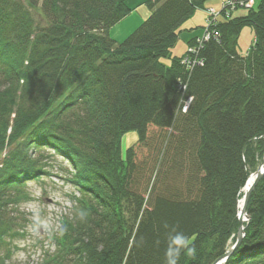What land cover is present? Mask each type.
Listing matches in <instances>:
<instances>
[{
  "label": "trees",
  "instance_id": "obj_1",
  "mask_svg": "<svg viewBox=\"0 0 264 264\" xmlns=\"http://www.w3.org/2000/svg\"><path fill=\"white\" fill-rule=\"evenodd\" d=\"M203 1L148 0V16L117 42L109 29L129 14L126 0H0V264H17L18 207L28 181L49 175L46 149L78 195L41 264H163L165 224L197 248L180 264L227 251L240 190L263 153L264 0L239 16L220 10L218 36L187 67L171 49ZM245 26L253 44L239 54ZM150 127L167 132L156 159L164 170L145 198L135 146L146 147ZM129 131L137 140L123 156ZM246 213L223 264H264V174Z\"/></svg>",
  "mask_w": 264,
  "mask_h": 264
},
{
  "label": "rangeland",
  "instance_id": "obj_2",
  "mask_svg": "<svg viewBox=\"0 0 264 264\" xmlns=\"http://www.w3.org/2000/svg\"><path fill=\"white\" fill-rule=\"evenodd\" d=\"M223 0H204L202 6L197 7L191 18L184 23V28H192L191 32H183L175 47L171 50L172 55L180 56L187 51V41L189 38L199 35L204 26L205 9L213 7L215 10L220 9ZM242 9L233 12V16L243 14ZM149 14L147 7L141 6L131 10L129 14L119 23L109 29V35L117 42L125 39ZM39 16H35L38 21ZM221 19V16L218 17ZM254 34L250 27L245 26L239 32L236 44V50L239 54H245L253 44ZM163 64L169 65L170 58H161ZM149 137L146 147L143 144L135 146V159L138 162V178L141 185L138 186L139 192L145 198L149 189L151 179L154 174L164 170L162 167L158 170L157 158L160 151L161 142L166 137L167 131L155 127L149 128ZM171 135L174 133L171 131ZM137 140L135 131L126 132L121 140V151L124 156L125 148L134 144ZM264 140V137H263ZM158 152V153H157ZM42 155V154H41ZM46 163V170L49 175H42L39 180H30L27 183V191L30 194L29 200L23 202L18 207V214L22 218L20 223L23 228V237L15 242L11 262L17 264H41L45 260L46 252L53 251L55 242L52 235H55L60 225V219L70 216L74 209L75 200L72 194L77 195L75 187L65 181L67 167L64 160L58 156H51V152L46 149L43 151ZM50 156V158H49ZM264 156V146L262 157ZM262 158L259 159L258 166ZM162 169V170H161ZM158 175V179L161 177ZM248 179V177H247ZM146 191L143 193V191ZM244 186L240 190L238 201L244 196ZM149 197V196H148ZM238 201L236 208L238 209ZM241 209V208H240ZM238 229V227H237ZM237 233V231H236ZM236 235V234H235ZM230 244V242H229ZM230 249V245L229 248ZM227 249V251H228Z\"/></svg>",
  "mask_w": 264,
  "mask_h": 264
},
{
  "label": "clouds",
  "instance_id": "obj_3",
  "mask_svg": "<svg viewBox=\"0 0 264 264\" xmlns=\"http://www.w3.org/2000/svg\"><path fill=\"white\" fill-rule=\"evenodd\" d=\"M164 228L166 229V247L163 264H180L182 256H196L197 248L185 232L168 224H165Z\"/></svg>",
  "mask_w": 264,
  "mask_h": 264
},
{
  "label": "water",
  "instance_id": "obj_4",
  "mask_svg": "<svg viewBox=\"0 0 264 264\" xmlns=\"http://www.w3.org/2000/svg\"><path fill=\"white\" fill-rule=\"evenodd\" d=\"M263 174H264V156L262 158L261 163L257 167V169L252 174H250V176H253L252 182L250 183V185L246 186L247 181L245 182V185H244L245 192H244V196L242 198V206H241V209L237 215V217H238V229H237V233H236V240L231 245L230 249L224 255H222L220 258L215 260L212 264H223L226 261V259L228 258V256L232 253V251L239 246V244L243 238V235H244V222H246L249 218L246 215L247 201L249 199L251 191L253 190L254 186L259 181V179L263 176Z\"/></svg>",
  "mask_w": 264,
  "mask_h": 264
},
{
  "label": "built area",
  "instance_id": "obj_5",
  "mask_svg": "<svg viewBox=\"0 0 264 264\" xmlns=\"http://www.w3.org/2000/svg\"><path fill=\"white\" fill-rule=\"evenodd\" d=\"M253 0H230L227 3H229V5H231L232 7L235 6H245V7H249L250 2ZM214 35H217L216 32H214ZM211 36V34L208 31H205L203 34V40H207L209 39Z\"/></svg>",
  "mask_w": 264,
  "mask_h": 264
},
{
  "label": "crops",
  "instance_id": "obj_6",
  "mask_svg": "<svg viewBox=\"0 0 264 264\" xmlns=\"http://www.w3.org/2000/svg\"><path fill=\"white\" fill-rule=\"evenodd\" d=\"M146 1L147 0H126V4L130 8V11H131L141 6H144Z\"/></svg>",
  "mask_w": 264,
  "mask_h": 264
},
{
  "label": "bare ground",
  "instance_id": "obj_7",
  "mask_svg": "<svg viewBox=\"0 0 264 264\" xmlns=\"http://www.w3.org/2000/svg\"><path fill=\"white\" fill-rule=\"evenodd\" d=\"M256 3H257V1H254V0L251 1L250 4H249V7H248V8H252V7H254V6L256 5ZM217 36H218V33H217ZM252 178H253V176H250V177L247 179L246 186H249V185H250V183L252 182ZM241 206H242V200L240 199V200L238 201V209H239V210H240Z\"/></svg>",
  "mask_w": 264,
  "mask_h": 264
}]
</instances>
